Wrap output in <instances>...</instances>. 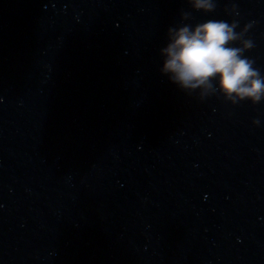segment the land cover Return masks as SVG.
<instances>
[{"label": "water", "instance_id": "1", "mask_svg": "<svg viewBox=\"0 0 264 264\" xmlns=\"http://www.w3.org/2000/svg\"><path fill=\"white\" fill-rule=\"evenodd\" d=\"M215 3L0 0V264H264V98L160 71L212 19L264 75V0Z\"/></svg>", "mask_w": 264, "mask_h": 264}, {"label": "clouds", "instance_id": "2", "mask_svg": "<svg viewBox=\"0 0 264 264\" xmlns=\"http://www.w3.org/2000/svg\"><path fill=\"white\" fill-rule=\"evenodd\" d=\"M192 8L204 13L214 12L215 0H189ZM187 20L190 13H183ZM237 22L207 20L183 24L168 29V43L161 49V73L181 90L191 94L200 89L207 96L218 90L227 99H250L254 104L264 98V75L255 68L254 61L244 56L253 48L236 32ZM239 42L242 46H235ZM259 123V121H256Z\"/></svg>", "mask_w": 264, "mask_h": 264}]
</instances>
